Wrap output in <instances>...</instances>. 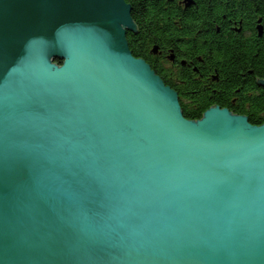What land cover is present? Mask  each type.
Wrapping results in <instances>:
<instances>
[{"label":"water","instance_id":"95a60500","mask_svg":"<svg viewBox=\"0 0 264 264\" xmlns=\"http://www.w3.org/2000/svg\"><path fill=\"white\" fill-rule=\"evenodd\" d=\"M129 7L0 0V264H264V122L184 118Z\"/></svg>","mask_w":264,"mask_h":264},{"label":"trees","instance_id":"16d2710c","mask_svg":"<svg viewBox=\"0 0 264 264\" xmlns=\"http://www.w3.org/2000/svg\"><path fill=\"white\" fill-rule=\"evenodd\" d=\"M238 1L234 5L232 0H209L198 9L192 7L186 11L185 26L190 31L184 40V47L176 41L179 35L170 34L169 31L172 30L168 28L164 31L159 28V21H167L173 15L181 17L178 10L171 7L167 12L161 10L158 14L155 12L158 7L155 0L131 1V17L139 29L137 37L143 41L151 40L161 46L173 47L178 56L200 55L206 65L211 70L216 69L218 73L219 82L215 85V92L201 93L194 90L197 82L189 70L178 71L177 76L186 81L187 87V90H180L175 81L167 79L162 73L161 63L150 60L145 52H133L134 57L146 61L163 82L177 92L184 118H200L210 105L216 104L245 115L252 123L264 122V84L259 81L260 78L264 79V31L260 35L250 34L244 37L229 33L227 25L220 24L222 14H234L243 20L247 29L252 30L257 19L260 18L264 23V0ZM148 5L150 11L147 10ZM154 22L157 25L151 24ZM199 27H202L200 29L207 41L202 47L197 40H193ZM61 63L58 59L54 61L56 65ZM233 98L235 101H232Z\"/></svg>","mask_w":264,"mask_h":264},{"label":"flooded vegetation","instance_id":"af4514ba","mask_svg":"<svg viewBox=\"0 0 264 264\" xmlns=\"http://www.w3.org/2000/svg\"><path fill=\"white\" fill-rule=\"evenodd\" d=\"M130 4V16H131V8L132 3H134V0H125ZM209 0H155L156 2V9L155 12L160 14L161 10L164 12H167L166 10L173 7L174 9L178 10L180 12V16L173 15L171 19H167V21L160 22L159 21V28L161 31H164V29L168 28L172 31H169L170 34L175 33L176 35H179L176 38V41L178 42V45L181 44L182 47L186 46L184 45V40L187 39L189 29L187 26H185V13L186 11L190 10L192 7H195L196 9L204 6V3ZM235 4H238V0H232ZM161 6V7H159ZM155 8V7H154ZM147 10L150 11V7L148 5ZM164 17V15H162ZM168 16V15H167ZM132 18V17H131ZM168 18V17H167ZM171 20V21H170ZM134 21V20H133ZM135 23V21H134ZM212 23V22H211ZM136 24V23H135ZM152 25L156 24L151 23ZM220 24L223 26L227 25V29L229 33L232 34H241L244 37L249 36L250 34L260 35L264 31V23L261 22V19H257L255 21V25L252 28V30L247 29V26L243 22L242 19L239 18V16L234 14H228V15H221ZM219 24V26H220ZM157 25V24H156ZM215 25V23H214ZM138 27V25L136 24ZM199 27L195 35H193V40H197L198 45L205 46L207 41L204 38L203 30H201ZM217 28V27H216ZM251 28V27H250ZM261 33H260V32ZM125 35L126 40L128 43V48L133 55V52H145L146 55L150 56V60L157 61L161 63V69L162 73L166 76L167 79L175 81L176 85L178 86V89L180 90H187L186 87V81L182 79L179 75L177 76L178 71L187 69L190 71V74L194 76L197 85L195 87V91H199L201 93H209V92H215V85L219 82V76L216 71V69H210V66L206 65V62L204 61L203 57L200 55H190L187 56H178L175 49L170 46H161L158 43H155L151 40H141L137 34V32L132 31V29H129V27H125ZM197 38V39H196ZM184 45V46H183ZM168 65V70L165 68ZM173 70L176 72V74H171L169 70ZM232 101H235L233 98Z\"/></svg>","mask_w":264,"mask_h":264},{"label":"rangeland","instance_id":"374dc122","mask_svg":"<svg viewBox=\"0 0 264 264\" xmlns=\"http://www.w3.org/2000/svg\"><path fill=\"white\" fill-rule=\"evenodd\" d=\"M130 29V28H129ZM260 32V31H259ZM261 33V32H260ZM128 44V43H127ZM130 51V50H129ZM131 53V52H130ZM132 55V54H131ZM133 56V55H132ZM146 62V61H145ZM58 65H60V64H58ZM162 65H167V64H162ZM167 70H168V65H167V67H165ZM169 72H171V74H176V72L175 71H173L172 69L171 70H169ZM157 75V74H156ZM158 76V75H157ZM159 77V76H158ZM160 78V77H159ZM161 79V78H160ZM162 80V79H161ZM162 82H163V80H162ZM164 83V82H163ZM165 84V83H164ZM166 85V84H165ZM166 86H168V85H166ZM170 87V86H169ZM171 88V87H170ZM172 89V88H171ZM175 91V90H174ZM176 92V91H175ZM177 93V92H176ZM178 101H179V99H178ZM179 105H180V103H179ZM180 110H181V108H180ZM182 113V112H181Z\"/></svg>","mask_w":264,"mask_h":264}]
</instances>
